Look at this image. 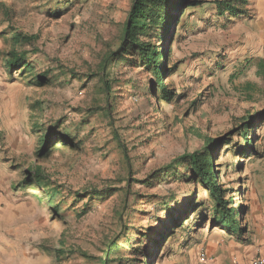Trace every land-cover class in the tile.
<instances>
[{"label":"rangeland","instance_id":"374dc122","mask_svg":"<svg viewBox=\"0 0 264 264\" xmlns=\"http://www.w3.org/2000/svg\"><path fill=\"white\" fill-rule=\"evenodd\" d=\"M176 1L167 10L168 102L139 57L116 61L134 0H0V264H245L253 256L229 252L264 229L261 0H247L233 20L217 14L214 2L224 0ZM11 29L38 39L14 48ZM143 41L158 45L156 31ZM12 49L31 70H7ZM52 129L72 143L41 158ZM245 132L256 154L240 151ZM209 140H221L215 169L244 232L211 224L210 201L180 176L183 167L177 177L159 172ZM35 169L49 187L29 181ZM190 202L206 208L185 228H166V206Z\"/></svg>","mask_w":264,"mask_h":264},{"label":"trees","instance_id":"16d2710c","mask_svg":"<svg viewBox=\"0 0 264 264\" xmlns=\"http://www.w3.org/2000/svg\"><path fill=\"white\" fill-rule=\"evenodd\" d=\"M189 4L188 0H179L174 3V6H185L184 8H188L190 7ZM214 4L220 18H223L224 20H233L245 15L246 12L243 10V6H247L248 3L247 0H224L215 1ZM168 5V0H134L124 26L120 47L121 51L116 61L122 56V54L127 52H130L133 56L139 57L142 64L146 66V69L154 73L163 100L169 102L173 99L174 95L166 89V85L163 81V74L165 71L164 62L167 59L168 53L165 49L166 34L169 31L168 27L170 24V18L167 11ZM152 30L156 31L158 35V45L143 41V38L147 37ZM11 33L12 35L9 37V40L14 44V48L32 45L38 39L37 36L24 35L15 29H11ZM258 65V71L262 75L264 73V59H261ZM6 68L8 71L18 69L29 71L32 69V66L28 64L26 57L20 54L17 49H12L8 54ZM43 70L45 75L37 77L40 86L44 84L42 81L46 78L48 72L47 69ZM105 87L108 94H110L112 88L108 82L105 84ZM55 135L56 130L52 129L43 136L38 154L41 158L47 156L48 148H51L52 145L58 146L60 145V142H63L64 144H68L69 142L72 143L71 139L64 136L61 137L62 141H57L58 139ZM243 135L244 143L243 146L240 147V151L249 148L254 154H256L257 151L254 146V141L249 138L248 133L245 132ZM220 142L221 140H209L201 152L183 154L175 158L169 165L162 168L159 172L161 175L173 174L177 177L179 176V169L183 167L184 173L180 176H185V178H189V181L193 182L196 186H201L210 201V207L213 209L211 224H213L214 227H221L232 231L237 228L240 232H244L248 227H238L239 223L237 222L236 210L233 207H230L232 206L233 201L228 198L229 191L220 183L219 176L215 169L214 152L216 146L219 145ZM226 144H228V142H225L223 145ZM27 176H29V181L33 180L37 183L46 184L48 187L50 186V184H47V180L44 178L41 169L28 171ZM96 196H103V194L98 193ZM205 206V202H190L185 205L184 209L177 207V209L173 210L166 206V228L169 227L173 230L185 228L184 222L189 220L193 214L198 213L200 208H206ZM114 254L115 253H113L112 256H114ZM147 258H149V256Z\"/></svg>","mask_w":264,"mask_h":264},{"label":"crops","instance_id":"0c3cea01","mask_svg":"<svg viewBox=\"0 0 264 264\" xmlns=\"http://www.w3.org/2000/svg\"><path fill=\"white\" fill-rule=\"evenodd\" d=\"M258 11L260 14L264 15V0H261V5H258ZM1 169L2 168L0 166V174L2 173ZM260 236H263V238H259ZM252 238H253V241L249 246L246 245V247H243V245H237L236 247L230 249V252L229 250H226V249L224 250L223 248H221L219 249V253L222 254L221 256H223L224 254L228 255V252H229V254L231 253L233 255H236L237 257H240L246 260L249 254L254 251L255 253L251 257L253 258L256 255L257 251L264 245V229L261 232H259V230L255 231ZM250 249L252 251H249ZM251 258L245 264H247L251 260Z\"/></svg>","mask_w":264,"mask_h":264},{"label":"built area","instance_id":"2783aa9c","mask_svg":"<svg viewBox=\"0 0 264 264\" xmlns=\"http://www.w3.org/2000/svg\"><path fill=\"white\" fill-rule=\"evenodd\" d=\"M247 264H264V246H262Z\"/></svg>","mask_w":264,"mask_h":264}]
</instances>
